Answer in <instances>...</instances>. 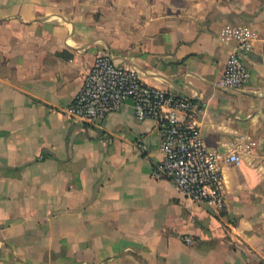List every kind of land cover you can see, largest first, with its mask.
Wrapping results in <instances>:
<instances>
[{"label":"crops","instance_id":"obj_1","mask_svg":"<svg viewBox=\"0 0 264 264\" xmlns=\"http://www.w3.org/2000/svg\"><path fill=\"white\" fill-rule=\"evenodd\" d=\"M244 25L248 77L220 87L236 46L222 31ZM99 53L190 99L205 145L240 155L221 164L222 210L151 175L160 134L130 99L101 120L67 114ZM263 251L264 0H0V264H258Z\"/></svg>","mask_w":264,"mask_h":264},{"label":"built area","instance_id":"obj_2","mask_svg":"<svg viewBox=\"0 0 264 264\" xmlns=\"http://www.w3.org/2000/svg\"><path fill=\"white\" fill-rule=\"evenodd\" d=\"M222 34L234 37L236 46L217 84L238 89L248 77L243 57L257 37V31L248 25L228 26ZM127 99L132 102L135 117L152 120L160 134L162 157L154 164L151 175L171 180L193 201L222 210L225 202L221 164H239L241 157L235 150L222 154L205 145L194 120L197 105L187 97L149 84L134 68L117 64L108 53H99L84 73L66 112L79 119L101 120L109 112L118 110ZM137 147L147 149L140 140ZM184 238L192 241L191 236ZM258 264H264V251Z\"/></svg>","mask_w":264,"mask_h":264}]
</instances>
